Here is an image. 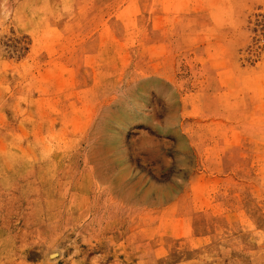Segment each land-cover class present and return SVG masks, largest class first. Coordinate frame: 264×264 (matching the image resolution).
Returning a JSON list of instances; mask_svg holds the SVG:
<instances>
[{"label": "rangeland", "instance_id": "1", "mask_svg": "<svg viewBox=\"0 0 264 264\" xmlns=\"http://www.w3.org/2000/svg\"><path fill=\"white\" fill-rule=\"evenodd\" d=\"M0 264H264V0H0Z\"/></svg>", "mask_w": 264, "mask_h": 264}]
</instances>
